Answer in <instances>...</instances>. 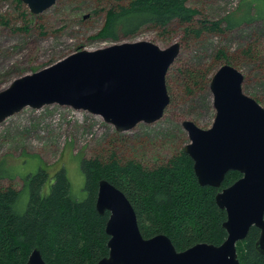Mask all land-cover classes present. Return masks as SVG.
<instances>
[{
	"label": "rangeland",
	"instance_id": "rangeland-1",
	"mask_svg": "<svg viewBox=\"0 0 264 264\" xmlns=\"http://www.w3.org/2000/svg\"><path fill=\"white\" fill-rule=\"evenodd\" d=\"M130 1L56 0L35 14L22 0H0V91L79 50L138 40L161 48L181 44L166 77L171 101L154 122L119 131L101 115L58 103L26 106L1 121L0 185L24 190L25 180L28 185L40 167L51 177L64 168L82 198V157L107 159L115 154L145 168L167 163L190 142L185 120L212 126L216 108L210 83L224 63L243 72L244 92L264 106V13H258V6H252L253 17L237 21L248 17L249 0H244L245 10H240L243 0H187L188 7L198 10L192 21L174 19L165 26L149 23L135 32L103 35L108 10ZM229 16L235 20L232 25ZM202 20L220 22L221 31H187L200 28Z\"/></svg>",
	"mask_w": 264,
	"mask_h": 264
},
{
	"label": "water",
	"instance_id": "water-1",
	"mask_svg": "<svg viewBox=\"0 0 264 264\" xmlns=\"http://www.w3.org/2000/svg\"><path fill=\"white\" fill-rule=\"evenodd\" d=\"M22 1L35 14L56 2ZM180 50V42L161 48L150 40L79 50L1 90L0 122L26 106L53 103L101 115L119 131L154 122L171 101L166 77ZM244 79L237 67L221 65L210 83L216 108L212 126L183 122L190 138L184 151L193 159L201 185L221 187L230 170L242 174L216 194V202L227 212L226 239L179 250L167 234L145 237L131 200L101 178L96 209L110 213L109 252L95 264H241L237 243L246 239L252 226L260 229L256 244L264 254V106L244 92ZM25 264L51 263L35 247Z\"/></svg>",
	"mask_w": 264,
	"mask_h": 264
},
{
	"label": "trees",
	"instance_id": "trees-1",
	"mask_svg": "<svg viewBox=\"0 0 264 264\" xmlns=\"http://www.w3.org/2000/svg\"><path fill=\"white\" fill-rule=\"evenodd\" d=\"M186 1L131 0L112 6L102 34L135 32L149 23L165 26L174 19L192 21L198 10L188 7ZM249 3L248 10L244 9L248 17L240 16L237 21L253 17L252 6L264 13L263 0ZM227 22L232 25L235 20L229 16ZM206 30L221 31L220 22L202 20L200 28L187 29L196 35ZM80 166L85 179L82 198L76 196L64 168L51 177L40 167L27 179L28 185L24 179V190L0 185V264H25L35 247L51 264H95L106 256L110 213L96 209L101 178L111 181L131 200L145 237L167 234L179 250L199 242L221 244L227 237L223 226L227 212L216 202V194L242 176L237 170L227 172L221 187L201 185L194 161L184 150L154 168L115 154L107 159L82 157ZM259 235L260 229L252 226L246 239L237 243L241 264H264V254L256 244Z\"/></svg>",
	"mask_w": 264,
	"mask_h": 264
}]
</instances>
